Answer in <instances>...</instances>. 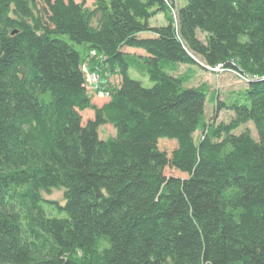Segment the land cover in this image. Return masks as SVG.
Returning a JSON list of instances; mask_svg holds the SVG:
<instances>
[{
  "label": "trees",
  "instance_id": "trees-1",
  "mask_svg": "<svg viewBox=\"0 0 264 264\" xmlns=\"http://www.w3.org/2000/svg\"><path fill=\"white\" fill-rule=\"evenodd\" d=\"M86 1L0 0V264H264V0Z\"/></svg>",
  "mask_w": 264,
  "mask_h": 264
},
{
  "label": "rangeland",
  "instance_id": "rangeland-1",
  "mask_svg": "<svg viewBox=\"0 0 264 264\" xmlns=\"http://www.w3.org/2000/svg\"><path fill=\"white\" fill-rule=\"evenodd\" d=\"M165 2H167V4H168L169 0H167ZM186 2H187V0H174L175 6L173 8V11H171L170 14H174L175 10L178 9L179 7H182ZM90 4H91V0H87L86 5L88 6ZM164 22H165V18H164L163 14L157 15L152 20L153 24H160V23H164ZM200 37H201V35H200ZM185 68L186 67L182 66L180 69V72L185 70ZM194 69L196 71V75H195V77H193V79H191V81L188 83V85L189 86H196V85L201 84V83H207L209 85V88L211 91L216 90L218 92V97L221 100H224L227 97V95H229L230 93L236 92V91L242 89L241 81L233 73L221 72L219 70V68H217L214 71L204 70V69L199 68V67H194ZM89 73L95 74L96 76H98L97 73L94 71H89ZM109 74H110L109 75L110 77L108 78V83L111 85H115L116 83H118V79H117L116 75L115 74L112 75L111 73H109ZM130 75L133 79H136V80L139 79L145 87H151L152 86V83L148 80L147 77H141L138 74L133 73V72H131ZM213 115H214L213 106L211 104H207V106H206V118L211 119ZM87 116H88V114H86L84 116V118H87ZM216 116H217L218 121L222 120V121L228 122L231 118V113L228 110L223 109V110L218 111ZM246 128H248L250 130L251 134L254 137H256V131L250 123L241 126L237 130V132L239 133ZM108 131H111V129ZM198 135L199 134H196V136H195L196 139L198 138ZM45 197L50 202H58L59 204L61 203V205L63 204V193L60 190L54 189L49 194H45ZM44 208H45V211L47 214L56 215V216H62L63 215V213L62 214L58 213V210H57L55 204L46 203V204H44Z\"/></svg>",
  "mask_w": 264,
  "mask_h": 264
},
{
  "label": "built area",
  "instance_id": "built-area-1",
  "mask_svg": "<svg viewBox=\"0 0 264 264\" xmlns=\"http://www.w3.org/2000/svg\"><path fill=\"white\" fill-rule=\"evenodd\" d=\"M165 1H167V0H165ZM87 77H88V81H89L90 85L96 84L99 81V76H96L95 74H91V73L87 72ZM100 94H102V93H100Z\"/></svg>",
  "mask_w": 264,
  "mask_h": 264
}]
</instances>
